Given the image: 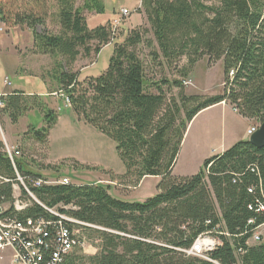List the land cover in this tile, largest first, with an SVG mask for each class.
<instances>
[{"label":"trees","instance_id":"1","mask_svg":"<svg viewBox=\"0 0 264 264\" xmlns=\"http://www.w3.org/2000/svg\"><path fill=\"white\" fill-rule=\"evenodd\" d=\"M56 8L57 33L37 29L45 26L44 17L14 15L15 24L32 33V54L53 61L43 73V80L57 87L50 93L60 92L79 121L115 142L126 177L134 176L138 183L148 177L160 181L157 193L144 202H127L101 183L49 185V179L33 171L22 149L14 168L0 140L1 217L44 224L50 249H42L37 264H50L60 223L79 230L87 242L100 241L98 254L82 255L76 246L61 264H264V242L249 244L264 224V213L256 212L264 205V148L257 149L249 139L239 141L206 159L197 174L173 176L188 126L203 110L230 102L241 117L263 122L264 0H142L136 12L145 14L149 29H125L132 12L115 27L116 11L107 25L89 28L84 13L105 14L102 0H84L80 7L76 0H56ZM8 21L0 8V23ZM108 45L113 54L101 75L73 71L81 57L98 56ZM142 45L150 48V61L183 80L205 57L211 65L222 61L225 94L186 96L182 81L149 79ZM165 87L167 92L179 89L178 99L168 100ZM0 103V130L5 118L16 125L28 113L40 112L43 127L30 126L25 136L48 146L58 114L45 98L14 91L0 97ZM40 180L42 185L35 186ZM13 186L24 205L19 211ZM205 235L219 245L206 253L207 259L188 255Z\"/></svg>","mask_w":264,"mask_h":264},{"label":"rangeland","instance_id":"2","mask_svg":"<svg viewBox=\"0 0 264 264\" xmlns=\"http://www.w3.org/2000/svg\"><path fill=\"white\" fill-rule=\"evenodd\" d=\"M102 1L106 7L105 14L98 15L96 12L84 13L89 28L93 29L98 26L107 25L111 22L112 15L114 16L116 12L118 13L113 20L119 17V11L122 8L129 9L132 12V17H127L124 22V25L129 24V26H127L129 29H136L138 27H144L145 29L150 28L145 14L134 11L142 0ZM76 2L77 6L80 7L83 5L84 0H76ZM0 8L9 20L8 24L1 23L3 25L2 27L7 33H12L11 38L13 41L16 38L14 36L19 34L22 40V43H19H21V45L23 44V47L29 45L28 41L32 38V33L28 29L15 24L14 15L17 13H24L25 15L34 14L38 17H44L46 21L45 26H39L37 29L39 31L46 30L53 33L58 32L54 16L57 10L56 0H0ZM139 8L142 9L141 5ZM118 33V37H121V30H119ZM5 34H0V38L3 39ZM147 37L152 38V34H148ZM8 43L10 44V42H7V44ZM139 50L140 55L147 64L148 78L153 81L159 82L161 79H177L182 81L185 89L184 94L186 96L198 95L202 97H213L224 95L226 92L222 61L211 65L208 57H205L196 65L190 76L183 80L178 74H175V72L173 73V71L164 67L162 69L153 61H150L148 54L151 50L149 47L142 45ZM112 54L113 48L108 45L98 56L93 55L90 59L81 57L73 66V71L82 73L83 76L88 73L93 76H99L107 69ZM29 56L31 57V55ZM184 64L185 62L183 61L179 65L183 66ZM38 65H42L44 73H46V71H50L52 68L53 61L49 57L43 56L40 57L39 60L38 58H33L31 65L27 64V66H24H26L27 69H37ZM164 90L166 91L168 100L172 97L178 99L179 89L173 88L172 91L167 92L168 88L165 87ZM151 92L156 93V90L152 88ZM221 104H225V102ZM227 106L236 112L233 104L228 102ZM56 107L58 108L56 111L58 117L61 118L51 140L48 153L47 146L36 142L30 135L25 136V134H22V131L27 127L21 121L20 124L12 126L13 124L5 118L3 129L0 130V140H2L3 143L6 142L9 146L15 145L20 147L27 155L33 171L49 180H58L66 177L72 183L76 184L88 182L95 183L99 180L97 183L109 185L114 196L123 198L127 200V202H144L157 193L156 187L160 178L148 177L143 179L142 183H138L134 176L126 177V168L119 158L115 142L93 127L82 121L76 120L77 118L72 119V117H75L74 112L71 107H66L64 100H58ZM217 110L222 109L219 108ZM232 110H228L226 119L222 118L220 122L218 117H213L215 121L219 122L216 128L217 135L214 143L215 146L224 142L225 146L231 144L229 147L231 148L239 142H237V140H242L240 139L242 136L248 140L247 126L249 125V127H252L257 124V121L254 120L247 119L248 123L243 121L241 118H238L240 117L239 113H234ZM213 114L215 113H211V116ZM69 120H71V122ZM28 121L38 127L43 122V118L40 114L35 113L29 117ZM198 124L199 122L192 120L190 126H188L178 154V162L174 171L175 175L188 173L190 169L193 170L197 163L200 161L203 163L205 159L210 157L211 153L208 151L207 147H210V143H213V141L211 140L209 142L206 135L205 137L201 136L199 139L195 136ZM76 162H78L79 165L75 166ZM188 167H190V169ZM262 232V238L264 240V230ZM212 239L216 240L215 238ZM99 243L100 241L98 240H89L85 249L81 252L82 255L94 256L98 254L100 251ZM250 244L256 245L257 243L250 240ZM5 254L6 251L1 253L0 257Z\"/></svg>","mask_w":264,"mask_h":264},{"label":"crops","instance_id":"3","mask_svg":"<svg viewBox=\"0 0 264 264\" xmlns=\"http://www.w3.org/2000/svg\"><path fill=\"white\" fill-rule=\"evenodd\" d=\"M140 5H141V3H139L137 5V7L134 9V11H136ZM124 9L131 12L129 9H126V8H122L121 10H124ZM130 22H131V20H130ZM131 23L133 24V22H131ZM0 25H1L0 26L1 27L0 28V34L3 35L6 33L5 37L3 39L0 38V97H4L8 94H11L14 91H23L26 95H29V96L37 95V96L45 98L46 102H48L49 107H51V109H53L54 111H57V109H58L56 107L57 101L58 100H64V97L60 94V92L53 93V94L50 93L51 91H54L55 88H57V87L50 80H48V79L43 80V76H44L43 66L38 65L37 69H27V67H26L27 64L31 65V61L33 60V58L34 59L38 58V60H39L40 57H43L40 55L32 54L31 49L33 47V38L29 39V41H28L29 45L28 46L23 47V44L21 45L22 40L20 39L19 34H16V36H14L16 38L13 41L11 38L12 33H7V31H5L4 28L2 27L3 25L1 23H0ZM127 26H129V24L124 25L125 29L129 28ZM7 42H10V44L9 43L7 44ZM19 42H21V43H19ZM103 49H105V48H103ZM29 55H31V57ZM24 65H26V66H24ZM88 75H92V74L88 73ZM64 102H65V100H64ZM65 105H66V107L69 106L66 103H65ZM219 108H221L222 110H217ZM228 110L231 111L232 109L230 107H228L226 103L225 104H219V105L213 106L211 108H208L206 110H203L202 112H200L196 116L197 119H196V117L193 119V121L195 120V122L196 121L199 122L198 127L195 131V136L199 139L201 136L205 137V135H206L209 142L211 140L213 141V143H210V147H207L208 151H210V153H211L210 157L224 153L231 146V144L229 146L228 145L225 146L224 142L220 143L218 146L214 145L215 140H216V135H217V131H216L217 125L220 122V119H222V118L226 119L227 114H228ZM35 113L40 114V112L33 111V112L28 113L25 117L20 119V121L23 122V124L26 125V127H27L24 131H22V134H25L28 131L30 126H33L36 128L43 127L44 121L38 127L34 126L33 124H31L30 121H28L29 117ZM211 113H215V114H213L211 116ZM234 113H236V112H234ZM217 114H218V116H217ZM219 114H220V116H219ZM40 115L43 118V115L42 114H40ZM74 116H75V114H74ZM213 117L214 118L218 117L219 122L215 121V119ZM60 118L61 117H58V122H57L56 126L50 132V135L48 138L47 153H48L49 146L51 145V140L54 136V132L59 125ZM73 118L76 119L77 117L75 116V117H72V119ZM238 118H241L243 121H246L248 123L247 119H245L241 116ZM76 120H78V118ZM20 121L18 124H20ZM69 121L71 122V120H69ZM12 126H16V125H12ZM189 126H190V124H189ZM250 127H249V125L247 126V128H246L247 131L249 130ZM240 139H242V140H237V142L247 140V139L243 138V136ZM13 146H15V145H13ZM15 147H17V146H15ZM204 161H203V163H204ZM177 162H178V160H177ZM177 162H176V165L173 169V176H175V177H186V176L195 175L201 170V168L203 166V163H201V161H200L199 163H197L195 165L193 170H191L190 167H188L190 169L188 173H184L181 175H175L174 171H175V168L177 166ZM98 181H96V182L94 181V182L97 183ZM88 183H90V182H88ZM141 183H142V181H141ZM141 183H140V185H141ZM121 199H123V198H121ZM252 241H254V240H252ZM249 244H250V241H249ZM12 256H13L12 251L6 250V254L4 256L2 255V257H0V264H13L12 263Z\"/></svg>","mask_w":264,"mask_h":264},{"label":"built area","instance_id":"4","mask_svg":"<svg viewBox=\"0 0 264 264\" xmlns=\"http://www.w3.org/2000/svg\"><path fill=\"white\" fill-rule=\"evenodd\" d=\"M130 15L128 10H121V13L118 18L114 20V26L117 27L120 24V18L122 16L127 17ZM66 104L69 105L68 100L66 99ZM0 106L2 104L0 103ZM236 111V110H235ZM260 127V124H255L249 128L247 131V135L250 138ZM4 153L7 154L11 163L15 168V160L22 157V150L20 147L9 146L6 142H4ZM17 179L21 183V185L26 189L28 194L33 197V195L29 192L27 187L25 186L23 179L17 173ZM43 181H37L35 186L40 187ZM49 185H69L71 181L64 177L58 181L50 180L45 182ZM14 194H15V203L14 207L16 210H22L24 205L17 198L19 194L18 186H13ZM249 193H253V189H249ZM5 211V206L0 205V254L6 250H11L13 253L12 263L13 264H37L43 259L42 249L48 250L50 249L49 242L46 240L48 237V233L45 231V226L43 223L34 222L33 220H27L26 222H20L17 220H10L7 218H2V214ZM256 212L264 213V205L261 204ZM57 215V214H56ZM61 219L68 221L73 225L85 226L84 224L75 221L70 218H66L61 216ZM253 221H250L251 224ZM264 230V224L259 226L256 234L253 236L252 240L256 243L264 242L262 236ZM87 240L84 239L83 236L80 235L79 230H69L62 223H60L59 229L57 230V238L54 244H52V248L54 249L51 253V261L50 264H61L63 257L69 255L75 247H79L80 249H85L87 245ZM219 245V241L213 240L210 236L205 235L200 237L193 247L187 252L190 256L206 258V253L213 251L216 246Z\"/></svg>","mask_w":264,"mask_h":264},{"label":"water","instance_id":"5","mask_svg":"<svg viewBox=\"0 0 264 264\" xmlns=\"http://www.w3.org/2000/svg\"><path fill=\"white\" fill-rule=\"evenodd\" d=\"M249 143L257 149L264 148V120L259 129L249 138Z\"/></svg>","mask_w":264,"mask_h":264},{"label":"bare ground","instance_id":"6","mask_svg":"<svg viewBox=\"0 0 264 264\" xmlns=\"http://www.w3.org/2000/svg\"><path fill=\"white\" fill-rule=\"evenodd\" d=\"M262 183V182H261ZM195 240V239H194Z\"/></svg>","mask_w":264,"mask_h":264}]
</instances>
